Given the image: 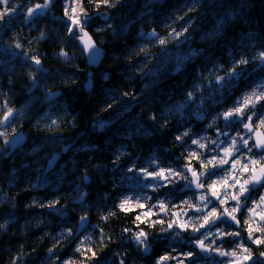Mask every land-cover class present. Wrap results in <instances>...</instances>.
Segmentation results:
<instances>
[{
  "label": "trees",
  "instance_id": "obj_1",
  "mask_svg": "<svg viewBox=\"0 0 264 264\" xmlns=\"http://www.w3.org/2000/svg\"><path fill=\"white\" fill-rule=\"evenodd\" d=\"M44 1L10 0L0 33V264H156L129 238L157 225L118 205L126 162L148 149L169 154L181 114L193 121L201 108L225 111L237 100L241 89L217 77L247 72L264 52V0H80L82 24L106 50L97 67L77 46L63 0L37 11ZM26 9H35L27 22ZM242 58L249 63L234 64ZM52 91L60 95L48 101ZM115 112L119 120L97 128ZM19 130L24 144L2 158ZM80 216L89 238L77 251ZM168 225L156 234L164 254L174 242ZM249 248L256 256L262 246Z\"/></svg>",
  "mask_w": 264,
  "mask_h": 264
},
{
  "label": "flooded vegetation",
  "instance_id": "obj_2",
  "mask_svg": "<svg viewBox=\"0 0 264 264\" xmlns=\"http://www.w3.org/2000/svg\"><path fill=\"white\" fill-rule=\"evenodd\" d=\"M244 74L245 73L240 74L230 81L227 85L230 92H234L236 88L239 90L244 88L251 80L257 78L256 73L242 80L241 77ZM235 103L236 101L225 111L217 107L201 108L194 113L193 121L186 122L187 116L184 114L178 116L174 126L175 144H173V148H168L169 154L165 157L162 155L155 157L148 153L149 149L146 151L147 153L141 155L139 160H137L136 157L129 156L135 158V160L133 162H126L127 167L125 171H123L126 176V180L123 181L124 192H127V190L131 192V189L126 187L129 182L136 185L138 187V193L147 196V201L142 202L143 207L138 212L144 209L155 211L156 213L153 214L152 218L155 217L157 221L155 222V225H157L156 233L136 230L130 235L129 241L133 244L136 252H141L140 257L146 258L155 255L156 264H158L160 258L163 257V238L159 235H157L159 236L157 238L156 234L158 231L162 234V225L165 223L164 216L167 213L171 218L169 220L170 222L166 223L175 226V228L171 229L167 226V231L172 232V238L174 239V242L169 246V250L166 253L168 256L171 255L173 259L167 262L168 264H177L176 261L178 260H181L182 264H218L226 260L229 256L221 258L214 249L219 248L228 252L233 250L239 251L235 248H237V244L240 242H243L247 247H251V240L248 239V228H264V220L261 219V216L264 215V205L257 207L259 197L264 195V188L261 187H257L252 190L250 194H246V205L242 207L240 211L233 213L236 219L239 220V224L232 221L231 217L223 215L224 209H228V211L231 212L232 208L236 205V201L232 200L231 196L233 194H238L239 191V185H236V187H229L228 185H232L235 180H239L240 183H243L244 180L249 179L252 175L251 169L253 167L250 164V160L260 159L258 149L252 148L251 151L248 150L249 147L255 143L254 134L260 133L258 135L264 138V127L260 126V119L264 118V108L258 107L257 103L255 109L249 108L245 110V116L251 115L253 111L256 113V115L252 116L251 121L253 130L249 132L248 129L243 127V123H248L247 119L241 123L235 116H233L230 121H226L223 117V113L232 110ZM198 113L204 115L202 121H198L197 118H195ZM121 116L122 113L120 112V116L111 125L119 120ZM185 132L189 134L183 136L182 134ZM178 136L181 137L180 140L176 139ZM241 137L248 140V147L244 146ZM233 139L237 142L235 149H233L232 145ZM193 140H199L205 147L200 148L198 145L193 144ZM225 149L231 150L232 155L226 156ZM193 152L196 153L195 157L191 155ZM213 158L216 160L228 159L229 163L217 166L208 164L207 168H205L203 165L207 164V162ZM234 160H239L241 162L237 164L235 169L231 167V162ZM261 163L264 164V160H262ZM244 164L248 165V172L242 171V166ZM189 165L197 172L199 182L204 184L203 188L196 187V179L187 171ZM256 167L258 168L259 165ZM170 168L187 176V180L176 176H171L168 180H164L150 175L149 178H146L147 181L145 185L148 180L154 181V183L153 186H149V189H145L144 183L140 182L143 178L139 175L156 173L161 169L168 170ZM213 172L216 174L211 176L208 175V173ZM201 173H204V175H200ZM189 181H192L190 185ZM225 181H227V184H225ZM210 184H215V190L220 199L211 195V190L209 189ZM186 185L188 186L186 187ZM201 195H205L208 199L203 202L200 201L199 197ZM208 200H210L211 203H208ZM220 200H224L225 202L221 204ZM241 204H245V197L243 196L241 197ZM162 205L163 207H161ZM197 208H200L201 211H197ZM213 208L222 214L221 218L218 219L215 224L200 228V224L203 223L204 217ZM251 209H255V215H253ZM128 211H134V213H136L137 208L129 209ZM152 218L147 216V218H144V221L148 222L146 219ZM184 224L188 225L186 229L180 227V225ZM193 228H199L200 231L193 232ZM139 232H144L147 235V243L150 247L146 252H143L144 245H139L136 241V234ZM236 232L240 235H226V233ZM177 233H179V235H177ZM204 233H207V239H205ZM261 236H264V233L260 231L253 232V238ZM197 237L204 240L205 246L210 249L209 251H202L197 247ZM190 252L193 253L191 258L187 256ZM167 263L163 261V264Z\"/></svg>",
  "mask_w": 264,
  "mask_h": 264
},
{
  "label": "snow or ice",
  "instance_id": "obj_3",
  "mask_svg": "<svg viewBox=\"0 0 264 264\" xmlns=\"http://www.w3.org/2000/svg\"><path fill=\"white\" fill-rule=\"evenodd\" d=\"M0 2H3L4 4H7L8 0H0ZM50 3H51V0H47V2L44 5H37L36 8H47L48 4H50ZM102 3L107 5V4H109V0H102ZM73 11H75V9H73ZM34 12H35V9H29L28 10V15L31 16V15H33ZM37 14H39V13H37ZM3 15H7V12H5L3 14H0V19L3 18ZM81 23H82L81 20L78 19V18L72 19V24L73 25L79 26V25H81ZM80 31L83 32L85 37L87 36V33L84 32L83 27H80ZM148 35L153 37V38H155V39H159V37L157 36V34L155 32L149 33ZM159 43L161 45H164L166 43V40L159 39ZM88 46L90 48H92V59H93V62H95V60L98 59L99 56H100V50L94 48V46L91 45L90 38H89V41H88ZM17 47H19V45H17ZM253 59L254 60L255 59H259L261 61V64L259 66L260 67H264V52H260L258 54V56L253 57ZM35 63L39 64L40 61L36 60ZM248 63H249V61L247 59H243V58L240 59L239 61H234L235 65H246ZM239 74L240 73L237 72V68L233 67L232 69H230V70H228L226 72V75L217 77V80L218 81H225V80L231 81L232 79L236 78ZM188 97H189V99H191L192 94L189 93ZM261 101H264V81L259 82L253 88V90L250 93H246L240 100H238L236 102L235 107L232 110L224 112L223 113V117H224V119L226 121H230L231 118L233 116H235V117H237L240 120L241 123H243V121L245 119H247L248 123H243V127L248 129L249 132H251L253 130L252 122H251L252 121V116L256 115V113L253 111L251 113V115L245 116V110L249 109V108L255 109L256 104L261 102ZM12 115H13L12 110L9 109L8 113L3 117V122H7L9 120V117L12 116ZM0 123H2V122H0ZM260 126L264 127V118L260 119ZM188 134H189L188 132H185L182 135L183 136H187ZM20 139H22V137L17 138L15 143H19ZM176 139L180 140L181 137L178 136ZM241 141H242V143L244 144L245 147H248V140H246L243 137H241ZM192 143L198 145L200 148H204L205 147V145L201 144L199 140H193ZM236 143H237L236 140L233 139V141H232L233 149H235ZM252 148H256V149L259 150L258 154H259V157H260V159H251L250 160V164L253 166L252 169H251L252 175L249 177V179L244 180L243 183H240L239 180H235L232 185H228L229 187H236V185H239V191H238V194H233L231 196V199L236 201V205L232 208L231 212H229L228 209H224L223 215L231 217V220L235 221L237 224H239V220L236 219V216L233 215V213H235L237 211H240L242 209V207H244L246 205V201H247L246 194H250L251 191L254 190L257 187L264 188V164L261 163V161L264 160V138H261V137L258 136L256 142L251 147H249L248 150L251 151ZM224 151H225V155L226 156H231L232 155V151L231 150L225 149ZM191 155L193 157H195L196 153L193 152ZM228 163H229L228 159L216 160L215 158H213L212 160H209L207 162V164H204L203 166L205 168H207L208 164H212L214 166H217V165H225V164H228ZM240 163L241 162L239 160H234V161L231 162V167L233 169H235L237 164H240ZM257 165H259L258 168L256 167ZM187 171L190 172L192 177L196 179V187L197 188H203L204 184L199 182V177H198L197 172L190 165L187 167ZM242 171H244V172H248L249 171V167H248L247 164H244L242 166ZM146 174L147 175H151L153 177H159V178L164 179V180H168L169 177H171V176H176V177H180L181 179L187 180V176H185L182 173L177 172V171H175V170H173L171 168L167 170V174L165 173V170H163V169H161L159 172H156V173H146ZM215 174L216 173H214V172L213 173H208L209 176L215 175ZM200 175H204V173H201ZM191 183H192V181H189V185ZM225 184H227V181H225ZM187 186L188 185H186V187ZM215 188H216L215 184H210L209 185V189L211 190V195L213 197H216L217 199H220L218 194H217V192H216V190H215ZM242 196L245 197V204H243V205L241 204V197ZM199 199H200V201L203 202V201L207 200L208 198L205 195H201L199 197ZM224 202H225L224 200H220L221 204H223ZM127 203H128V200H125L123 203H121L120 208L123 209V210H127L125 208V205ZM208 203H211V201L208 200ZM261 205H264V195H261L259 197V203L257 204V207H260ZM49 207L50 208L54 207V205H49ZM141 207H143V205H141ZM161 207H163V205ZM196 210L197 211H201L200 208H197ZM251 211H252L253 215H255V209H251ZM221 215H222L221 213L217 212L216 209L213 208L204 217L203 223L200 224V228H204L206 225L215 224L216 221L221 218ZM83 219H84V217H81L82 221H83ZM137 219H139V217H137ZM261 219L264 220V215L261 216ZM168 227L171 228L172 224H169ZM180 227L182 229H186L188 227V225L184 224V225H180ZM192 231L193 232H199L200 229L199 228H193ZM254 231H260V232L264 233V228H256V229H253L251 227L248 228V239L251 240V242L253 244H256V245L264 244V236L253 238V232ZM177 235H179V233H177ZM203 235L205 236V239H207V233H204ZM226 235L239 236L240 234L238 232H236V233H226ZM136 241H137V243L139 245H144L145 251H147L148 248L150 247V245H148V243H147V235L144 232H139L137 234ZM196 244L202 251H209L210 250L208 247L205 246L204 240L199 239L198 237L196 238ZM237 248L241 250L243 261L253 260L251 249L249 247L245 246L243 244V242L238 243L237 244ZM214 250L220 256H232V257H236L237 256V251H235V250H233L231 252L223 251V250H221L219 248L214 249ZM52 251L53 250L50 248L49 249V253L51 254ZM77 251H81V249L77 248ZM94 255H95V253H93V256ZM187 256L189 258H191L193 256V253L190 252V253L187 254ZM260 256L264 257V252H261ZM168 258L169 257H167V256L161 257L160 261L158 262V264H163V261L167 260ZM64 264H70V262L69 261H65ZM180 264H182V262H180ZM232 264H238V262L234 261V262H232ZM253 264H256L255 260H253ZM260 264H264V261H260Z\"/></svg>",
  "mask_w": 264,
  "mask_h": 264
},
{
  "label": "rangeland",
  "instance_id": "obj_4",
  "mask_svg": "<svg viewBox=\"0 0 264 264\" xmlns=\"http://www.w3.org/2000/svg\"><path fill=\"white\" fill-rule=\"evenodd\" d=\"M10 2V0H8V3ZM47 2V0H45L44 2H42L40 5H44L45 3ZM64 2V14H65V21H69L70 25H71V31L73 29H76L77 27L79 26H84L82 23L81 25L79 26H76V25H73L72 24V19L74 18H78L80 20H82L84 18L85 15H83V10L81 8V3H80V0H63ZM7 3V4H8ZM7 4H4L3 2H0V14H3L5 12L9 13L10 11V7L7 6ZM50 4H48V7H49ZM47 7V8H48ZM45 8H37L36 10L39 11V12H42ZM73 9H75V11H73ZM29 10V9H28ZM28 10L26 9L25 11H23V14H24V21L27 22L29 19H30V16L28 15ZM86 17V16H85ZM3 21L5 20V15H3ZM82 22V21H81ZM1 33V31H0ZM238 73L242 74V71H239ZM239 74V75H240ZM261 81H264V76H261V77H257L255 78L254 80H252L251 82H249L244 88L241 89L238 97H237V100H240L246 93H250L253 88ZM236 105V103H235ZM235 105H233V108L235 107ZM7 113V112H6ZM98 128V126H97ZM125 171V170H124ZM127 172V171H126ZM165 173L167 174V170H165ZM141 176L143 179L142 181L140 182H143L144 183V188L145 189H149V186H153V183L154 181H149L147 182V184L145 185L147 179L146 178H149L150 175H139ZM127 188L131 189V192H129V190H127V192H122L119 196V202H118V205L120 206L121 203H123L125 200H128V203L125 205V208L127 210L129 209H134V208H137V211L138 212L139 210L142 209L141 205H142V202H146L147 201V196L142 194V193H138V187L132 183H128V185H126ZM124 188V186H123ZM133 191V192H132ZM156 212L155 211H150V210H142L140 211V213L138 214V217H139V220L141 219H144V218H147V216H149L150 218H152L153 214H155ZM166 218V220L169 222L171 216L167 214H165L164 216ZM148 221V223H152V224H155V222H157L155 220V217H153L152 219H146ZM166 224V222L164 223ZM171 228H175V226L172 225ZM170 228V229H171ZM138 234V233H137ZM136 234V236H137ZM135 236V235H134ZM89 238V232L88 230H85L83 233H81L78 237H77V244H78V248H83L84 247V244H85V241ZM252 246L256 247V246H262V249L259 250V253L258 255L256 256H253V260L256 261V264H260V261H264V257H261L260 256V253L261 252H264V244H261V245H256V244H253L252 242H250ZM235 249H238V248H235ZM239 251H237V256L236 257H232V256H229L226 260L218 263V264H232V262L236 261L238 262V264H253V260H249V261H243L242 259V254H241V250L238 249ZM164 256H167V254H164ZM172 261V257L171 258H168L167 260H164V263H167L169 261ZM65 261H69L70 260H65ZM64 261V262H65ZM64 262L62 264H64ZM177 264H180L181 260H178L176 261Z\"/></svg>",
  "mask_w": 264,
  "mask_h": 264
},
{
  "label": "water",
  "instance_id": "obj_5",
  "mask_svg": "<svg viewBox=\"0 0 264 264\" xmlns=\"http://www.w3.org/2000/svg\"><path fill=\"white\" fill-rule=\"evenodd\" d=\"M103 19H106V17H104ZM1 26H2V20L0 19V28H1ZM80 27H83V26H79V27L76 28V35H77V37H76V44L81 49V51L83 52L87 64L89 66H91V67H97L100 64V62L102 61V59L104 58L105 53H106V50H105V48L97 45V43L93 39V37L90 34V32L85 27H83L84 32L87 33V36L85 37L84 34H83V32L80 31ZM89 38H90L91 45L94 46V48L100 50V56H99L98 59L95 60V62H93V59H92V48H90L88 46ZM260 64H261V61L258 59L257 60V63L255 64V66L245 75L244 78L248 77L250 74H252L254 72H257L258 70H260L261 68H263V67H260L259 66ZM87 87L88 88L90 87V82L88 83ZM59 95H60V92L59 91L49 92L48 95H47V100L48 101H51L53 99H56V98L59 97ZM12 113L14 114V111L13 110H12ZM12 116H10L9 119ZM119 116H120L119 113L112 114L111 116H109L105 120L101 121L97 125L98 128L111 125ZM197 118H198L199 121H202L203 120L202 119L203 116L201 114H198L197 115ZM258 134H260V133H255L254 134V140H255V142H256L258 136L260 137V135H258ZM20 137H22V139L19 140V143H15V141L17 140V138H20ZM24 142H25V134H24L23 131L19 130V131L13 133L10 136L9 140H8L7 149L2 154L1 157L2 158H9L10 155L14 151H16L18 148H20L24 144ZM57 159H58V154L57 153H53L52 155H50L45 160V163H44V172L45 173H49V172H51L54 169L55 164L57 162ZM81 217H84L83 221L81 220ZM89 222H90V220H89V217L88 216H80L78 218L76 227L74 229V236H75V238L78 237L85 230V228L89 225ZM143 252H146L145 251V248L143 249ZM220 257L221 258H224L225 256H220Z\"/></svg>",
  "mask_w": 264,
  "mask_h": 264
},
{
  "label": "bare ground",
  "instance_id": "obj_6",
  "mask_svg": "<svg viewBox=\"0 0 264 264\" xmlns=\"http://www.w3.org/2000/svg\"><path fill=\"white\" fill-rule=\"evenodd\" d=\"M86 228H87V227H86ZM86 228H85V229H86Z\"/></svg>",
  "mask_w": 264,
  "mask_h": 264
}]
</instances>
